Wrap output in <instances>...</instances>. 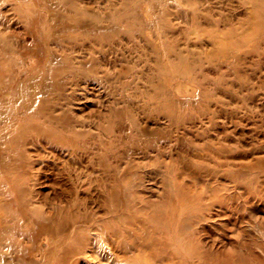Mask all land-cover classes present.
<instances>
[{
	"label": "rangeland",
	"instance_id": "374dc122",
	"mask_svg": "<svg viewBox=\"0 0 264 264\" xmlns=\"http://www.w3.org/2000/svg\"><path fill=\"white\" fill-rule=\"evenodd\" d=\"M260 159L264 0H0V264H264Z\"/></svg>",
	"mask_w": 264,
	"mask_h": 264
},
{
	"label": "bare ground",
	"instance_id": "6f19581e",
	"mask_svg": "<svg viewBox=\"0 0 264 264\" xmlns=\"http://www.w3.org/2000/svg\"><path fill=\"white\" fill-rule=\"evenodd\" d=\"M48 20L45 19V20H41L39 21V27H37V31H44V34L43 36H41V39H42V43L44 45H50L51 44V41L53 39V36H55L54 34H56L55 32H60L61 30L60 29H55L56 27L54 25H48L47 24ZM80 23H77V25H79ZM48 25V26H47ZM47 29V30H46ZM54 33V34H53ZM47 52L45 53L44 55V59H42V61L39 63V66H37V72H39L37 75L41 77V81L46 84V82L50 79V75H52V73H54V68H55V65H54V61H53V56H52V51H50V49L46 50ZM36 73V72H35ZM103 79V78H102ZM165 83H168V80L165 81ZM95 86V88L93 89H96L97 87L103 89L104 91H107L109 92L110 94V89L109 87H104L103 83L98 80V81H95L93 82V84ZM47 85H45L46 87ZM42 93V91L38 94L40 95ZM36 93H34L35 95ZM43 94V93H42ZM33 95V94H32ZM33 95V99H37L35 98L36 96ZM34 100V101H35ZM39 100V99H38ZM158 111L159 112H162L164 114H166L167 118L169 117H173V112L171 111V106H167V108L162 105V103H160V105H158ZM119 116V118H117ZM104 117H108L109 118V123L113 124L112 126H115L116 122H118L117 120L119 119H125L126 120V114L122 113V112H119L118 110L116 111H111L109 113V115H104ZM18 122H16L17 124ZM162 131V130H161ZM164 141L168 144V147H173L174 145V141H173V136L172 135H167L165 136L164 138ZM179 141V140H177ZM216 143V142H215ZM212 146V145H211ZM216 147V146H215ZM216 149V148H215ZM217 150V149H216ZM54 151V150H53ZM172 151V150H171ZM179 151V150H178ZM177 151V152H178ZM180 153V152H179ZM205 154V153H204ZM181 156V155H180ZM179 156V159H182V157L180 158ZM174 158V157H173ZM185 158V155H183V159ZM178 160V158H177ZM258 162H264V159H260V161ZM257 165L256 164H248L245 168H252L253 166ZM222 166H229L227 163H222ZM242 166V165H241ZM137 166H134V165H126V166H121L120 168V176H121V179L125 180L122 182V184L124 183L123 187L122 188H128V185H126L128 182L127 180L129 179L130 175L132 173L135 172V169H136ZM226 176H228L227 174H225ZM92 178V177H91ZM90 184H92V181L89 180ZM237 183V182H236ZM168 184V182H166V185ZM197 185V183H193L191 185L192 188H195ZM226 187V186H224ZM236 187H238V184H236ZM206 189H208V186H206ZM99 190V199L100 201H102L103 199V205H100V207H107V211H109V214L112 213V209L114 208L113 206H109L110 204V201L113 200L114 202H116V199H115V194L113 191L109 190L108 187H102V190L101 188L98 189ZM172 192V191H171ZM106 195V196H105ZM167 195V194H166ZM165 195V196H166ZM212 195V194H211ZM103 196V197H102ZM170 195H167V197H169ZM106 197V198H105ZM193 197V196H192ZM190 197V198H192ZM60 199V198H58ZM170 199H171V196H170ZM216 201V200H215ZM58 205V204H56ZM205 206V205H204ZM59 209V206H55L54 207V215L53 216H49L47 214H45V212L42 214V218L41 220H39L38 224L40 226H47L50 230H54V227H55V221H56V215H57V210ZM170 213V212H169ZM109 217V216H108ZM156 218V217H154ZM104 223V225H103ZM105 223H108L107 220H105L104 217H101V218H96L94 219V222L92 225H95L97 227H101L97 233V236H100L101 237V241L99 242V244H101L102 246V249L103 250H107L109 252H112V254L115 253H129L130 252V249H132V245H130L129 243H125V245H123L121 242L122 240L120 238H114V236H116V234L112 231H108V229H105V227H108ZM77 224V223H76ZM70 226V225H69ZM66 230V229H65ZM86 239V238H85ZM141 245L140 246H143L142 242L140 243ZM151 244V243H150ZM97 246V245H96ZM96 248V247H95ZM144 248V247H143ZM161 248V247H160ZM163 249V248H162ZM144 257H146L147 255V252L144 251ZM146 253V255H145ZM166 253V252H165ZM158 254V253H157ZM160 254V253H159ZM155 255V254H154ZM152 255V256H154ZM236 255V253L234 254ZM233 257V255H232ZM206 263V262H205Z\"/></svg>",
	"mask_w": 264,
	"mask_h": 264
}]
</instances>
